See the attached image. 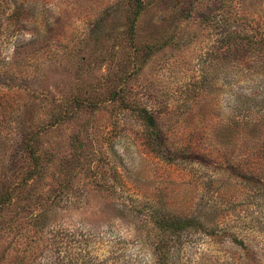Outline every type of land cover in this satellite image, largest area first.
I'll list each match as a JSON object with an SVG mask.
<instances>
[{
  "label": "rangeland",
  "instance_id": "obj_1",
  "mask_svg": "<svg viewBox=\"0 0 264 264\" xmlns=\"http://www.w3.org/2000/svg\"><path fill=\"white\" fill-rule=\"evenodd\" d=\"M143 2L0 0V264H264V0Z\"/></svg>",
  "mask_w": 264,
  "mask_h": 264
},
{
  "label": "trees",
  "instance_id": "obj_2",
  "mask_svg": "<svg viewBox=\"0 0 264 264\" xmlns=\"http://www.w3.org/2000/svg\"><path fill=\"white\" fill-rule=\"evenodd\" d=\"M131 3L133 5L134 8V17H133V21L131 22V29H130V35L131 37H133L134 32H135V22L137 19V16L139 15L140 11L143 8V0H131ZM253 40L252 42L256 45V46H260V44L264 43V37H261L259 39H251ZM144 117L145 120L147 121V124L151 127H155L156 125V119L153 115L149 114L147 111H143V113H141ZM29 157L32 159V162H34L33 167L28 171L27 177H33L35 175H37L38 171H37V166H38V162H39V155L37 153V151H35V149L30 148L29 149ZM13 189H11L10 187H8V189L6 191H3L1 193V202L2 203H7V202H11L12 201V191ZM157 224L160 226V229L162 230H171V232H179L182 231L186 228L195 226L197 224H199V221H197L196 218H180V217H168V218H158ZM165 233V231H164Z\"/></svg>",
  "mask_w": 264,
  "mask_h": 264
}]
</instances>
